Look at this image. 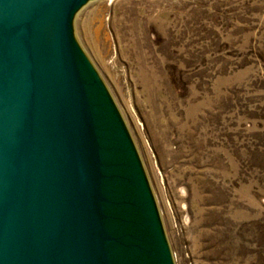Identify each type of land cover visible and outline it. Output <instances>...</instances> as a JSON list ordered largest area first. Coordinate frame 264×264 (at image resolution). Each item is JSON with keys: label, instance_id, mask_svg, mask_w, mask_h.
Returning a JSON list of instances; mask_svg holds the SVG:
<instances>
[{"label": "rangeland", "instance_id": "374dc122", "mask_svg": "<svg viewBox=\"0 0 264 264\" xmlns=\"http://www.w3.org/2000/svg\"><path fill=\"white\" fill-rule=\"evenodd\" d=\"M71 28L173 264H264V0H87Z\"/></svg>", "mask_w": 264, "mask_h": 264}, {"label": "water", "instance_id": "95a60500", "mask_svg": "<svg viewBox=\"0 0 264 264\" xmlns=\"http://www.w3.org/2000/svg\"><path fill=\"white\" fill-rule=\"evenodd\" d=\"M86 1L0 0V264H115L121 213L153 208L126 128L72 36ZM164 257L173 264L168 242Z\"/></svg>", "mask_w": 264, "mask_h": 264}, {"label": "flooded vegetation", "instance_id": "af4514ba", "mask_svg": "<svg viewBox=\"0 0 264 264\" xmlns=\"http://www.w3.org/2000/svg\"><path fill=\"white\" fill-rule=\"evenodd\" d=\"M152 207L150 216L133 215L131 212L121 213V222L118 226L122 237L121 244L111 249L115 264H166L164 244L167 243V239L155 202ZM157 226L161 240L154 232Z\"/></svg>", "mask_w": 264, "mask_h": 264}]
</instances>
